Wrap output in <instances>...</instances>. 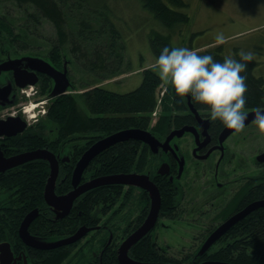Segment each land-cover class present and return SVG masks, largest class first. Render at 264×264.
<instances>
[{"label":"trees","instance_id":"16d2710c","mask_svg":"<svg viewBox=\"0 0 264 264\" xmlns=\"http://www.w3.org/2000/svg\"><path fill=\"white\" fill-rule=\"evenodd\" d=\"M18 1L33 2L35 9L53 22L60 40L65 41V38H67L65 34L68 33L65 32L63 24L66 23L64 20L67 13L63 11L57 0ZM83 1L85 0H78L76 7L82 15L80 14L75 19L73 27L69 28L68 37L72 35L78 45L71 47V51L76 50L82 55L94 56L93 60L90 61V69L104 72L101 74L97 72L98 80L113 78L122 72L120 67L117 68V65L119 66L123 62L124 45L122 37L114 24L107 23L105 16L96 11L95 17L92 18L90 17L92 12L83 11L81 5ZM168 1L172 6L164 0H142L143 6L166 29L165 32L153 31L149 37L150 48L156 60L165 46L174 47L171 38L181 35L183 26L190 21L186 12L176 9L186 6L184 0ZM71 7L73 8V6ZM186 48L197 51L199 55H211L217 62H223L224 57H226L223 44L199 49L201 46L190 41L189 44H186ZM235 50L237 49H234L232 57L239 59V52ZM57 52L58 50L55 49L54 53ZM112 58L117 59V65H113L115 62L110 66ZM54 61L57 62V60ZM255 66L256 61L254 59L248 63L247 70L241 73V75L246 76L247 99L243 111L247 110L245 111L247 113L254 111L257 107L264 106V77L253 74ZM163 86V81L158 78L152 67H145L142 69L140 84L135 89L125 93L111 91L101 85H94L90 88H87V85H82L83 91L80 96L84 99L85 105L91 114H86L78 109L76 97L71 93H62L53 97L48 109L47 119L56 123L65 137L71 135L79 140V144H75L73 147L71 161L73 164L98 141L121 130H144L154 137L153 140L164 142L174 129L193 123L196 116L192 109L201 112L200 114H209L206 113L209 109L208 106L194 102L190 96H188V102H190V105H188L184 98L176 96L174 89L169 84H165V92L161 93ZM5 96L7 100L11 99L10 93ZM159 102V115L152 123L151 114ZM209 123V127H206V135L209 132L214 138L225 128L219 120H210ZM170 150L174 149L171 147L165 150L161 145L153 146L139 137H128L106 146L92 156L84 168V173L82 172V178L85 179L86 176L98 178L120 173L145 172L147 169L153 170L154 168L151 167L158 164L162 153L165 155V153L171 152ZM39 161L44 162V160ZM42 164L28 163L30 165L28 169L33 166L43 167ZM46 171H48L47 166L40 173L28 174L23 171H16L13 174L6 175V186L10 187L9 183L12 182L16 186L14 191L16 208L12 213H5L7 219L11 217L10 222L5 223V218L0 215V242H9L15 255L19 253L20 249L26 248L25 253L31 261L28 264H120L116 251V246L120 241L118 235L124 231L128 221L123 217V219L115 221L117 217L115 213L106 217L107 208L114 207L125 197V191L120 184L98 185L82 196L78 200L82 215L68 218V221L61 226L63 233L52 228L57 227V223H51L40 217L36 218V221L30 226L32 230L46 231L48 229L49 232L60 233V235H64L62 239H67L73 236L82 225L87 227L86 231H88L89 226L100 225L84 243L81 242L82 240L77 239L63 243L51 250L32 249L27 245L25 246V243L18 236L19 224L28 211L35 210L37 206L43 204L42 191L48 174ZM151 173H154V171ZM10 180L13 181L10 182ZM261 180L264 185V171ZM157 186L160 191L161 211L163 212L168 209L170 195L168 191H163L166 186L164 181H157ZM239 221H243L241 226L244 225L247 229L241 228L240 235L237 234L234 237L238 236V239H234V244L240 247V253L236 255L235 259L230 260L228 254L221 252L207 254L202 252L189 256L191 260L189 263L214 264L230 260V264H264V223H254L250 220V215L237 220L238 223H240ZM249 222L253 223L252 226L256 227L257 232L246 236L245 233L250 231ZM139 223L140 221L137 224ZM103 225H106L107 228H104ZM216 231L218 230H215L217 234L213 242L218 240L223 232ZM148 237L139 239L128 250V257L139 262H163L165 261L164 258L170 261L173 260V258L166 257L158 252ZM73 259H75V262H73ZM205 259L209 261H203ZM173 261H175L173 263H176V260ZM22 263V261L18 262V264Z\"/></svg>","mask_w":264,"mask_h":264},{"label":"rangeland","instance_id":"374dc122","mask_svg":"<svg viewBox=\"0 0 264 264\" xmlns=\"http://www.w3.org/2000/svg\"><path fill=\"white\" fill-rule=\"evenodd\" d=\"M57 1L62 6L63 11L67 13L64 20L66 23L63 24V27L65 32L67 31L66 33L69 34V28L73 27L75 19L80 14L82 15L81 11L76 8L78 0ZM164 1L169 2L168 0ZM184 2L186 6L176 9L186 12L190 21L183 26L181 35L171 38V43L174 47L186 48V44H189L190 41L201 46L199 49L212 47L215 42V36L218 33H222L226 38V42L223 44L224 54L232 56L234 49H237L235 50L237 52L242 50L253 52L256 61L253 74L264 77V0H184ZM168 4L172 6L170 3ZM81 5L83 11L92 12L90 17L94 18L97 11V13L105 16L107 23L114 24L118 29L124 45V51L122 52L123 62L118 66L117 59L112 58L110 66L116 62L113 65H117V68L120 67L122 70L121 74L102 81L98 80L97 72L99 74L104 72L90 69V61L93 60L94 56L89 54L82 55L76 50L71 51V47L74 45L78 46L74 37L72 35L68 37V34H65L67 38L62 42L56 33L53 22L45 15H41L31 1L0 0V56L3 58L6 55L11 57L27 55L48 58L52 61L59 60L60 63L64 61L68 64L67 76L70 81L66 93H71L76 97L78 109L86 114H91L85 105L84 99L80 96L83 91L82 85H87V88L101 85L118 93H125L135 89L142 80V69L152 66L156 61L149 43L151 33L153 31L165 32L166 29L143 6L142 0H85ZM55 49L58 50L57 53H54ZM257 51L258 53H256ZM0 80H2L1 77ZM163 84L161 93H164L166 88L164 82ZM53 89L61 91L62 85L55 84ZM23 90L25 92L20 90L19 94L24 93L25 95L20 97L17 101L19 103L15 106L23 104V107H25L32 103L45 101L42 96L43 93L39 96L34 86L26 87ZM26 99H28V102H25ZM184 99L190 105L188 96L184 97ZM159 106L160 102L151 114L152 123L155 122L159 115ZM45 111L41 107L40 114L44 118H48V109ZM200 113L199 111L195 113L199 125H186L179 129H174L169 135L170 137L168 136L167 144L161 141L163 146L170 148L171 143H174V147L176 144L179 149L177 157L181 159L180 163H183L184 159H186L185 169L187 168V173L182 180L187 181L186 183L195 184L196 187L198 186L199 192L196 193L198 200L201 199V188L205 183L204 180L211 178L210 173L203 178L201 173L204 169H211L215 166L220 153L217 150L213 151V149H210L208 153L202 155V157L205 156L207 159H200L201 155L198 157L193 155V152L198 150L196 142L199 140L202 131L205 133V125L210 119L207 116L209 114L202 115ZM206 113H209V111ZM30 114L35 113L31 111ZM200 125L203 126L202 130ZM203 139H206V136ZM194 143L196 147L193 148ZM218 146L221 149L224 148L223 140L219 141ZM226 146L225 156L229 157L231 161L233 160L230 163V167H242L241 171H239L240 173L243 172L242 174L253 172L254 169L257 174L264 171L263 163L254 162V159L264 152V137H261L253 123L245 126L241 133H232L226 140ZM187 158H189V162L191 160L190 163H188ZM192 161L197 163L194 164ZM135 210L136 206L134 205L130 208L129 214L133 215ZM125 214L126 212L123 210L122 215L119 214L115 221L123 219L122 217ZM204 222H195L196 224H192L194 228L186 229L185 224H174L166 220L165 223L170 226L171 230L170 228L167 230L158 228L156 234L162 245L168 244L171 246L168 248L169 252L180 257V252H189L196 246L197 237L203 228L202 224H209L208 220ZM201 240L202 238L199 240L198 245ZM35 241L43 245H49L58 240L55 238L35 237ZM213 243L212 235L207 236L200 244L198 253L205 252ZM73 262H75V259H73Z\"/></svg>","mask_w":264,"mask_h":264},{"label":"flooded vegetation","instance_id":"af4514ba","mask_svg":"<svg viewBox=\"0 0 264 264\" xmlns=\"http://www.w3.org/2000/svg\"><path fill=\"white\" fill-rule=\"evenodd\" d=\"M26 57H34V56L25 55V56L11 57L10 55H6L3 58L2 57L0 58L1 59L0 64L2 63L5 66L9 65L11 67V69L9 70H4V71L2 70L0 72V77L2 78V80H0V88H6V90H10V98H11L7 100L4 94H0V121L11 122V125L9 127H4L3 128L4 132L0 133V153L5 158H10L13 156H17L27 152H33L36 150H42V151H46V153L47 152L50 153V155H52V157L56 161V167L58 169V174L53 184V193L55 196L63 198L64 196L71 193L74 189H77L78 187L80 188L88 181H91L92 179H96V178H90L87 177L86 175H85L86 176L85 179L82 178L83 176L82 174L84 173L85 170L84 168L86 167L85 166L82 170L83 173L80 172V175L78 176L77 183L74 184L73 181L74 172L82 157L79 158L77 162L74 164L71 161L73 157L72 156L73 147L75 144H79V140L75 139V136H71V135L65 137L63 135L64 133L61 131V129H59L56 123L48 120L47 118H44V116L40 114L41 107L47 111V109H49L50 102L52 101L53 97H56L60 94L58 95L53 94V87L55 85L54 80L45 73L36 71L32 69L29 65H27L29 58L26 59ZM42 59H44L52 67H54L60 72H64L66 70V76H67L68 64H66L64 61H61L60 63L59 61L53 62L51 59L48 58L47 59L42 58ZM13 67L20 69L22 73H25L28 79H35L36 77V81L33 84V86L36 87V92L39 96L40 94L43 93L42 96L44 97L45 102L38 106L40 108L37 107V109L33 111V113H35L34 119H32L33 117H31L29 114L25 113L22 110L23 104H20V106H15L19 103L17 101L20 99V97L22 95H25L24 93H22L25 92V90L19 88L16 85L14 80ZM28 86L29 85L25 87ZM20 90L22 91L21 95L19 94ZM27 100L28 99H26L25 102H28ZM202 115H206V114H202ZM209 121L210 119L208 120L205 126L209 127L208 125ZM250 124H252V121L247 123L245 126H249ZM190 125H199L197 121V117H195L193 123ZM200 127L202 130L203 126L200 125ZM223 130H221L217 134V136H215V138L213 135L211 136L209 132L208 135H206L202 131V134H200L199 136V140H197L196 142V144H198V150H196V152H193V155H195V157L201 155L200 159L201 158L207 159L205 156L202 157V155L208 153L210 149H213V151L217 150L220 152L219 158L216 161L215 166L211 168L212 170L210 168H206L201 173L202 178L208 173H210L211 178H206L204 180L205 183L202 185L201 188L202 195L200 197L201 199L199 200L198 197H196V193L199 192V190L197 189L198 186L196 187L195 184L186 183L187 181L185 182L182 180L184 176L186 177V173H187V168L185 169L186 159H184L183 163H180L181 159L177 157V152H179V149L176 147V144L174 147V143L170 144L172 148L174 147V150L172 151L170 150L171 152L165 153V155H163L162 153V155L160 156L161 160H159L158 164L151 167L154 168L153 170L147 169L145 172L120 173V174H131V173L145 174L156 185L158 190L159 188L157 186V181L165 182L166 186L163 188V191L164 192L168 191L170 195V201L167 205L168 209L162 212L160 207L155 224L141 238L149 236L148 238H150L151 243L154 245L155 249L158 252L164 254L166 257L173 258V260H176V264H187V263L190 264L189 262H191V260L189 259V256L198 254L199 246L203 242V240L207 236L215 233V230H219V229L220 232L223 231L221 236L219 237L218 240H216L212 244L210 248H208L203 253L207 254V253L221 252V253H225L226 255L228 254L229 255L228 259L233 260L235 259L236 255L240 253V247L234 244V239H238V236L236 238L234 237L237 234L240 235L241 228L247 229L246 227H244V225L241 226V223H243V221L241 222L239 221L240 223H238L237 220L246 218L247 216L250 215V220L254 221V223H260V224L264 223V206H259L251 210L242 218H239L236 221L230 223L229 225L224 226V224H226L233 216L244 210L250 204L256 201H264V185L261 180V177L263 176V172L257 174L254 169L253 172L242 174L243 172L242 173L239 172L241 171L242 167H230V163L233 160L231 161L229 157L225 156L226 148H227L226 140L233 133V131L222 139L224 148L221 149V147L218 146V144L220 141L219 138L220 134L222 133ZM204 136H206V139H203ZM194 147H196L195 143L193 145V148ZM162 148L165 149L170 147L162 146ZM41 153H45V152H41ZM39 160L42 161L44 160V162H40ZM187 161L188 163L191 162V160L189 162V158H187ZM256 161L258 163H264V161H258L257 158L254 159V162ZM28 163L31 164L43 163L42 164L43 167L33 166L30 169H28L30 167ZM162 163L168 164L169 166L168 174H161L158 172V168ZM193 163L196 164L197 162L194 161ZM46 166L48 167V171H46V173L48 174L46 176L43 185V191H42L43 204L35 208V210L37 211L36 216L30 222L28 226V232L29 235L34 239V241H35V237L55 238L58 241L49 245H43L39 243L42 246H50L57 244L62 240V238H64L63 237L64 235H60V233L58 234L56 232L55 233L49 232L48 229L46 231L32 230L30 226L33 224L34 221H36V218L40 217L41 219L49 221L51 223H57L58 226L52 228L63 233L61 231V226L64 222L66 223L68 221V218L79 217L82 215L81 209L79 208L78 200H80L82 196H84L85 194H87V192H89L91 189L97 186L95 185L85 191L80 192L77 196H75V198L71 201L70 204L66 202L65 199H63L58 206H54L49 204L45 200V196H44L45 186L47 184L51 170L50 162L48 159L44 157L42 158L37 157L34 159L26 160L18 164L9 166L5 169L3 168L0 170V215H3V217L5 218V223L10 222V220H12L11 217L10 219H7L5 213L6 214L12 213L16 208L15 206L16 195L14 193L16 186L13 182L9 183L10 187L6 186L7 185L5 183L6 175L13 174L16 171L18 172L23 171L28 174L40 173L43 172V168H45ZM153 171L154 173H151ZM195 172L198 173L197 171ZM11 181L13 180H10V182ZM120 185L123 186V189L125 191L124 194L125 197L123 200H120L118 204L114 205V207L107 208V214H106V217H108L112 213H115L118 216L119 214L122 215L123 210L124 212H126L123 218H125L128 221V223L124 227V231L118 235L120 241L116 246V251L118 246L124 240H126L136 229H138L145 221L151 207V196H152L148 190H145L137 185H132L128 183H121ZM134 205L136 206V210L135 213L131 215L129 214V210ZM31 211L32 210L28 211L24 215V217ZM24 217L22 218V220L24 219ZM164 220L165 221L168 220V222H172L174 224L176 223L185 224L186 229L194 228L192 224H196L195 222L205 223L204 221L208 220L209 224L206 225L202 224L203 228L197 237L198 241L196 246L189 252H182V253L180 252L179 255L181 256L177 257L173 255L174 253L172 254V252L168 251V248L171 246H169L168 244L165 245L161 244V242L159 241L160 239L156 234V230L158 228H165V230L170 228V226H168ZM139 221L140 223L137 224ZM36 225H38V223H36ZM249 225H250L249 226L250 231L245 233L246 236H250V233H252L253 235L254 233L257 232L256 227L252 226L253 225L252 222H249ZM97 226L100 225L89 226L88 231H86L87 227L85 225H82L78 230L84 228L83 229L84 232L82 237L79 238V240L85 239L83 242L81 241L82 243H84L91 235L95 233V230L98 229ZM103 226L104 228H107L106 225ZM53 229L50 230L52 231ZM201 238L202 240L198 245L199 240ZM35 242L37 243V241ZM134 244H132V246ZM28 247L32 249H42V250H51L56 248V247L35 248L32 246H28ZM25 252H26V248L25 249L22 248L20 249L17 255L13 253L15 257L20 256V259L16 261V264H18V262L20 261L24 263L23 261L24 257L27 260V264L31 262ZM164 259L165 261H163L162 263L175 262L173 260L172 261L166 260V258ZM206 260L209 261L208 259H205L203 261ZM230 260H225L224 263L230 264L231 263Z\"/></svg>","mask_w":264,"mask_h":264},{"label":"water","instance_id":"95a60500","mask_svg":"<svg viewBox=\"0 0 264 264\" xmlns=\"http://www.w3.org/2000/svg\"><path fill=\"white\" fill-rule=\"evenodd\" d=\"M26 59L29 60L27 65H29L32 69L45 73L46 75L50 76L54 80L55 84L62 85L61 91L55 92V90L53 89L54 95L66 93L67 87L70 84V81L68 80L66 76V70L64 72H60L54 67H52L44 59L39 58V57H35V58L26 57ZM9 69H11L10 66L5 67V65H3L2 63L0 64V70H9ZM13 71H14L15 83L19 88H23L27 85H33L36 81V77L35 79H28L25 73H22V71H20V69L16 67H13ZM9 93H10V90H6V88H0V94L9 95ZM192 110L194 114L197 112V110L195 109H192ZM252 113L253 111L248 113V119L245 121V125L252 121L253 119ZM9 120H12V119H9ZM10 125H11V122L0 121V133L4 132L3 131L4 127H9ZM232 131L233 130L227 129L225 127L222 133L220 134V137H219L220 140H222ZM171 133L169 135H171ZM205 134H206V130H205ZM135 136L148 141L153 146L155 145L163 146L161 142H159L158 140H153L154 137L149 132H146L144 130L126 129V130L118 131L112 135H109L106 138L101 139L96 144L91 146L84 153V155L82 156L74 172V179H73L74 184L77 183V179H78V176L80 175V172H82L83 168L86 166V164L88 163V161L90 160L92 156H94L101 149L105 148L106 146H109L110 144L114 142H117L119 140H124L128 137H135ZM168 136L164 141L165 143H167L168 141ZM167 149L168 148H165V150ZM41 152H45V153H41ZM37 157L39 158L44 157L48 159L50 162L51 170H50V175H49L47 184L45 186L44 196H45V200L49 204L54 205V206H58L63 199H65V201L70 204L71 201L75 198V196H77L80 192L85 191L95 185L98 186L102 184L128 183L132 185H137L145 190H148L152 195L151 196V207H150L149 213L145 221L143 222V224L119 245V247L117 248V259L120 264H176V263H162V262H139V261H135L131 259L130 257H128V254H127L128 249L132 246V244L137 242L141 237H143L153 227V225L156 222V219H157L160 207H161V197L159 194V190L157 189L156 185L149 179L147 175L131 173V174H113L109 176L98 177L96 179H92L91 181H88L86 184L82 185L80 188L78 187L77 189H74L71 193H69L68 195L62 198V197L55 196L53 193V184L57 177L58 169L56 167V161L54 160L52 155H50V153L48 152L46 153V151L36 150L33 152H27V153L13 156L10 158H5L0 153V170L3 168L5 169L9 166L18 164L20 162L26 161V160L37 158ZM257 159L258 161H264V152L261 155H259ZM158 172L161 174H168L169 173L168 164L162 163L158 168ZM259 206H264V201H256L250 204L244 210H242L241 212L233 216L226 224H224V226H227L230 223L236 221L237 219L242 218L247 213H249L251 210ZM36 212H37L36 210H32L31 212H29L22 220L19 230H18L19 237L26 245L32 246L35 248H50V247L60 246L63 243L75 241L79 239L80 237H82L84 228H81L80 230H78L73 236L67 239H62L60 242L54 245L42 246L39 243H36L34 239L29 235V232H28V226L30 222L33 220V218L36 216ZM219 231L220 229L216 232H219ZM216 234L217 233L212 234L213 240H214V237H216L215 236ZM18 259H20V256H17V257L14 256L11 250L10 244L8 242L6 241L0 242V264H16V261ZM23 261H24L23 264H27V260L25 257L23 258ZM214 264H228V263H220V262L217 263L216 262Z\"/></svg>","mask_w":264,"mask_h":264},{"label":"clouds","instance_id":"9594fccd","mask_svg":"<svg viewBox=\"0 0 264 264\" xmlns=\"http://www.w3.org/2000/svg\"><path fill=\"white\" fill-rule=\"evenodd\" d=\"M225 42V36L218 33L213 47ZM238 55L239 59L226 56L223 62H217L211 55H199L195 50L165 46L151 67L161 81L171 85L177 97L190 96L194 102L208 106L211 121L219 120L238 134L248 119V113L243 111L246 76L241 73L247 70L255 54L242 50ZM252 117V123L264 137V106L257 107Z\"/></svg>","mask_w":264,"mask_h":264},{"label":"bare ground","instance_id":"6f19581e","mask_svg":"<svg viewBox=\"0 0 264 264\" xmlns=\"http://www.w3.org/2000/svg\"><path fill=\"white\" fill-rule=\"evenodd\" d=\"M36 106H37V104H31V105L28 106L27 110L32 111V110H34L36 108Z\"/></svg>","mask_w":264,"mask_h":264},{"label":"built area","instance_id":"2783aa9c","mask_svg":"<svg viewBox=\"0 0 264 264\" xmlns=\"http://www.w3.org/2000/svg\"><path fill=\"white\" fill-rule=\"evenodd\" d=\"M27 109H28V106L23 107V111L28 112L29 110Z\"/></svg>","mask_w":264,"mask_h":264}]
</instances>
